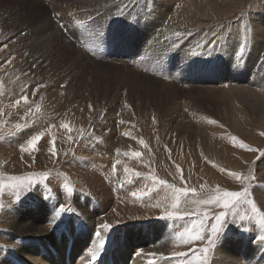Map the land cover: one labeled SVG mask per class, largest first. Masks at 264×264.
Here are the masks:
<instances>
[{
	"label": "rangeland",
	"instance_id": "rangeland-1",
	"mask_svg": "<svg viewBox=\"0 0 264 264\" xmlns=\"http://www.w3.org/2000/svg\"><path fill=\"white\" fill-rule=\"evenodd\" d=\"M91 1L94 4L100 1V6L94 7ZM205 1L169 0L172 10L169 9L170 11H165L164 14L159 13L158 16L157 0H0V184L4 186L0 190V214L6 209L17 208L21 204L27 206L30 203L29 197L33 194L61 193L62 200L58 201L59 208L62 205L70 207L71 211L64 210V214L67 215L73 212L78 213L76 217L79 218L78 231L90 224L91 218L88 214L93 213L95 214L94 222L99 225L110 223L112 231L117 227L106 238L95 227L96 239L108 240L121 252L131 256L128 253V240L121 234L122 230H125L126 233H132L137 238L158 241L156 242L158 245L171 243V246H167V250L172 251L170 254L178 260H185V264H210V257L216 254L220 237L225 232L233 234L238 229L248 233H253L257 229L264 232V220H262L264 216V198H262L264 196V108L261 110L258 104L254 106L255 104L250 105L246 101L238 102L233 90L236 89L239 93L242 88H245L251 94H258L260 91L255 86L259 76L246 77L247 71L244 68H248L249 61H253L251 57L255 59L259 57L258 68L264 67V37L261 35L263 27L261 23L264 22V0H210L209 4L217 6L221 11L218 17L206 15L208 5ZM191 2L204 6L200 9L198 6L195 10H191L192 14H188L185 8L190 10L187 6ZM227 3H231L230 6ZM226 6H228L227 9H225ZM200 10L202 13L199 14ZM194 12H196L195 16ZM184 14H186L185 17ZM201 14L206 15L207 20ZM192 16L196 19L194 20ZM198 16L200 17L197 21ZM199 20L204 23H199ZM205 20L208 21V25ZM185 26L189 29L186 30ZM198 27L201 28L198 29ZM174 32L180 35L177 36ZM166 37L170 39L167 40ZM193 41L195 43H192ZM58 43L63 45L59 46ZM67 43L70 45L68 46ZM177 43L178 46H176ZM180 45L183 47L181 48ZM184 47L189 49L185 50ZM196 52L198 54H195ZM213 59L217 61L214 62ZM106 65L115 69L120 67L128 70L126 69L124 73L123 71L115 72L109 70ZM235 65L244 68L239 67L241 71L236 69ZM170 68L180 75H187L180 87L175 82L177 79L180 81L182 77L179 78L180 76L176 75L177 77L172 80L169 79ZM11 69L15 71V74L32 72V74L26 73L25 76L28 77L26 85L35 84L33 98L29 97L28 91L15 94L11 90L4 96L6 83L10 85L16 82L15 85L13 84L16 88L24 84V81L20 85L18 84L20 80L13 79L14 73ZM181 69L185 70L184 74L181 73ZM237 70L241 72L238 73ZM10 72H12L11 75ZM133 72H137L138 76ZM6 73L9 75L7 76ZM164 82L165 84L173 83L180 89L183 86L184 88L182 91L168 93V90L161 89ZM208 82H213L215 88L231 90L225 92V100L222 98V93L204 91L215 89L206 87L209 85ZM184 83L186 86L183 85ZM55 89L59 100L52 103L50 95ZM190 97L192 100L189 102ZM73 100L82 101L81 107L77 108V113L72 111L74 110L71 105ZM46 103L55 106L52 111H48L51 114L49 117L38 113L39 105ZM58 106L62 110H59ZM171 108H175L176 112L183 108L186 118L189 116L193 118L190 123L185 121L186 128L192 124L205 132V138H203L204 135L197 137L200 142L202 141L203 146L195 147L196 136L188 138L189 135L184 132L180 133L170 126L167 127L168 116L176 113L170 111ZM183 118L184 116L181 117ZM45 119L50 120L46 125L42 123L46 121ZM234 124L242 127L243 132L238 131ZM33 125L38 128V131L31 132ZM111 131L114 135L108 142L113 147L106 146L102 142V138ZM126 134L128 135L124 145L117 144L116 140L123 138ZM16 136H23L26 141L15 144ZM37 136L40 139L36 142V146L30 148L29 142ZM182 139L186 140L187 145H183L184 142L180 143ZM211 142L215 147L214 150L221 151L220 154L223 152L225 155L229 154L226 156L232 160L228 162L241 167L231 168L222 162L221 157L216 161L210 159L205 153L207 148L205 145H210ZM55 143L57 153L54 148ZM135 151L141 155H133ZM176 152L179 153L176 154ZM32 153V169L30 167L29 172L18 176H12L10 172H7L5 176L2 175V170L6 169L7 164L23 166L27 156ZM51 156L55 157L54 160L56 159L53 163L55 170L45 160V157ZM84 158L89 159L87 163H82ZM96 158L105 160L104 164L101 163L100 166L94 164L93 161H96ZM41 160H44L46 165L43 170L39 167ZM205 169L209 171L206 172ZM210 172L214 173L215 178L210 175ZM86 173H89L88 176ZM75 175H84L87 183L84 182V186L79 188L72 179ZM11 177L20 178L22 183L19 188L9 187L13 183ZM53 179L56 180L55 186L50 183ZM95 179L101 181L104 188L109 191L110 203L106 208L96 196L85 191L88 182H94ZM219 179L228 181L229 188L220 185ZM160 181L165 183L161 184ZM69 187L73 189L71 194L67 191ZM177 189L181 191L177 193ZM217 190L220 193L246 192L247 195L239 198L234 204H230L228 208H223L216 203H204L214 197ZM133 192H136L137 196H133ZM185 192L187 195L184 194ZM176 195L180 196V203L174 209L171 205ZM248 201L256 204V212H253ZM81 207L87 215L76 210ZM102 208L106 211L103 212ZM18 210L23 211V208L20 207ZM90 210H92L91 213ZM169 212L173 213L171 217L168 215ZM221 212L225 213L221 230L213 238V243L209 244L211 225L215 223L214 217ZM144 216L146 218H143ZM110 217L112 219L109 221ZM69 219L72 220V218ZM200 221H203L204 225L200 229L201 239H192L190 243H184L178 238V233L183 232L185 228L191 229L194 223L198 226ZM67 222L62 221V224L67 227ZM68 224L69 229L76 228L75 223ZM10 226L7 223H0V230L9 229ZM49 228L56 227L50 225ZM2 241L4 244H0V248L7 256L13 258L12 249L6 246L14 245L15 242L7 240L6 237L2 238ZM32 241L41 245L40 251L49 248L50 252L57 253L56 248L49 246L45 239ZM105 241L94 244L93 247L90 246L89 251L84 253L91 254L95 245V251L104 249ZM205 248L208 249L206 253L203 252ZM32 255L35 254L32 253ZM78 256L80 257L77 259V262L79 261L77 264H84L85 257L81 255L80 250ZM104 256H108V252H104ZM145 256L150 262L145 261L147 260ZM96 257L95 259L92 257L87 263L97 264L98 262L94 263ZM174 257L170 260L173 263L176 259ZM132 258L136 256L132 255ZM140 260H143L141 264H153V261L158 264L159 262L156 258L149 259V255L146 254ZM108 261V264H114L112 260Z\"/></svg>",
	"mask_w": 264,
	"mask_h": 264
},
{
	"label": "bare ground",
	"instance_id": "bare-ground-1",
	"mask_svg": "<svg viewBox=\"0 0 264 264\" xmlns=\"http://www.w3.org/2000/svg\"><path fill=\"white\" fill-rule=\"evenodd\" d=\"M104 1V0H103ZM156 1V0H155ZM169 0H157L156 2V5H157V13H158V16H159V13L161 14H164L165 11L168 12L170 10H172L170 8L171 5H169ZM171 1V0H170ZM174 1V0H173ZM209 1L210 0H206L205 1V4H207L208 8H206V15H208L209 17H218L220 14H221V11H219V8L217 6H214L213 4H209ZM251 1V0H250ZM92 2V1H91ZM90 2V3H91ZM120 2V1H119ZM129 2V1H128ZM185 2V1H184ZM225 2V1H224ZM227 2V1H226ZM93 3V2H92ZM108 3V2H107ZM176 3V2H174ZM173 3V4H174ZM182 3V2H180ZM179 3V4H180ZM221 3H223V1H221ZM235 3V2H234ZM94 4V3H93ZM104 4V2H103ZM102 4V5H103ZM229 6L231 3H227ZM242 4V3H241ZM115 5V4H114ZM120 5V4H119ZM175 5V4H174ZM210 5V6H209ZM100 6V1L99 2H96L94 4V7H99ZM181 6V5H179ZM199 5L195 2V3H190L188 4L187 7L190 8V10H188L187 8H185V12H187L188 14L191 13V10H195ZM204 6V5H203ZM203 6H199V9L202 8ZM243 6V5H242ZM116 6H114L115 8ZM120 7V6H118ZM143 7V6H142ZM215 7V8H214ZM225 7V6H224ZM234 7V6H233ZM102 8V7H101ZM104 8V7H103ZM137 8V7H136ZM135 9V11H137ZM176 8V7H175ZM228 6H226L225 9H227ZM113 9V8H112ZM111 9V10H112ZM119 9V8H118ZM121 9V8H120ZM123 9V8H122ZM170 9V10H169ZM255 9V8H254ZM89 10V9H88ZM108 10V9H107ZM151 9H149L150 11ZM102 11V10H101ZM139 11V10H138ZM179 11V10H178ZM199 11V10H198ZM105 12V11H104ZM103 12V13H104ZM113 12V11H112ZM144 12V11H143ZM205 12V11H204ZM228 12V11H227ZM133 13V12H132ZM145 13V12H144ZM183 13V12H182ZM181 13V14H182ZM195 13L194 12V16H195ZM202 13V11L200 10L199 14ZM99 14V13H98ZM102 14V13H101ZM110 14V13H109ZM116 14V13H115ZM135 14V13H134ZM133 14V15H134ZM169 14V13H168ZM180 14V15H181ZM192 14V13H191ZM264 14V13H263ZM129 15V14H128ZM157 15V14H156ZM186 14H184V17H185ZM203 14H201L202 16ZM206 15H203L202 17L206 18ZM261 15V14H260ZM90 16V15H89ZM118 16V15H117ZM167 16V15H166ZM197 16V14H196ZM105 17V16H104ZM111 17V16H110ZM148 16H146L147 18ZM164 17V16H163ZM181 17V16H180ZM183 17V18H184ZM187 17V16H186ZM193 17V16H192ZM200 16H198L197 18V21L199 19ZM201 17V18H202ZM116 18V16H115ZM162 18V17H161ZM169 18V17H168ZM175 18V17H174ZM194 18V17H193ZM222 18H225V17H222ZM83 19V18H82ZM106 19V18H105ZM125 19V18H124ZM123 19V20H124ZM130 19V18H129ZM136 19V18H135ZM140 19V18H139ZM159 19V18H158ZM172 19V18H171ZM189 19V18H187ZM196 18H194L195 20ZM261 19V17H260ZM259 19V20H260ZM84 20V19H83ZM87 20V19H86ZM126 20V19H125ZM169 20V19H168ZM179 20V18H178ZM203 20V18H202ZM207 20V18H206ZM205 20V21H206ZM216 20V19H215ZM81 21V20H80ZM122 21V20H121ZM137 21V20H136ZM164 21V20H163ZM172 21V20H171ZM177 21V20H176ZM186 21V20H185ZM211 21V20H210ZM225 21V20H224ZM253 21V20H252ZM261 21V20H260ZM105 22V21H104ZM124 22V21H123ZM175 22V21H174ZM180 22V21H179ZM178 22V23H179ZM196 22V21H195ZM202 23H204L203 21H201ZM200 20H199V23H201ZM208 25V21H206ZM216 22V21H214ZM220 22V21H219ZM140 23V22H139ZM177 23V24H178ZM186 23V22H185ZM192 23V22H191ZM198 23V22H197ZM110 24V23H109ZM126 24V23H125ZM144 24V23H143ZM172 24V23H171ZM188 24V23H187ZM186 24V25H187ZM193 24V23H192ZM263 26L262 29H261V35L264 37V22L261 23ZM182 25V24H181ZM185 25V24H184ZM201 25V24H199ZM217 25V24H216ZM154 26V25H153ZM190 26V25H189ZM198 26V24H197ZM196 26V27H197ZM52 27V26H51ZM124 27V25L122 26ZM140 26H138L139 28ZM180 29V25L178 26ZM176 26V28H178ZM211 27V26H210ZM214 27V26H213ZM72 28V26H71ZM130 28V27H129ZM163 28V27H162ZM186 28V26H185ZM195 28V27H194ZM201 28V27H198V29ZM52 29V28H51ZM75 29V28H74ZM73 29V30H74ZM77 29V28H76ZM189 29V28H186V30ZM210 29V28H209ZM28 30V29H27ZM65 30V29H64ZM158 30V29H157ZM186 30H185V33H186ZM196 30V29H195ZM72 31V30H70ZM154 31V30H152ZM156 31V30H155ZM154 31V32H155ZM153 32V33H154ZM157 32V31H156ZM159 32V30H158ZM157 32V33H158ZM190 32V31H189ZM188 32V33H189ZM198 32V31H197ZM175 33V32H174ZM155 34V33H154ZM176 34V33H175ZM183 34V33H182ZM193 35V33H191ZM196 34V33H195ZM199 34V33H198ZM197 34V35H198ZM19 35V34H18ZM16 36V35H15ZM175 36V35H173ZM196 36V35H195ZM73 37V36H72ZM170 37V36H169ZM172 37V36H171ZM170 37V38H171ZM185 37V36H184ZM183 37V38H184ZM191 37V36H190ZM194 37V35H193ZM11 38V36H10ZM167 38V37H166ZM170 38H167L170 39ZM173 38V37H172ZM192 38V37H191ZM199 38V37H198ZM186 39V38H185ZM188 39V38H187ZM196 39V38H195ZM200 39H201V36H200ZM225 39V38H224ZM72 40V39H71ZM69 40V41H71ZM74 40V39H73ZM175 40V39H174ZM180 40V39H179ZM198 40V39H197ZM263 40V39H262ZM17 41V40H16ZM83 41V40H82ZM172 41V40H171ZM178 41V40H177ZM210 41V40H209ZM156 42V41H155ZM161 42V41H160ZM197 42V41H196ZM239 42V41H238ZM192 43H195V41H193ZM59 44V43H58ZM68 44V43H67ZM73 44V43H72ZM203 44V43H202ZM206 44V43H205ZM231 44V43H229ZM258 44V43H257ZM260 44V43H259ZM63 45V44H61ZM59 44V46H61ZM70 44H68L69 46ZM174 45V44H173ZM183 45V44H182ZM185 45V44H184ZM196 45V44H195ZM204 45V44H203ZM202 45V46H203ZM73 46V45H72ZM70 46V47H72ZM75 46V45H74ZM178 46V43L177 45ZM186 46V45H185ZM233 46V45H231ZM65 47V46H64ZM78 47V46H77ZM76 47V48H77ZM166 47V46H165ZM180 47L182 48L183 46L180 45ZM234 47V46H233ZM254 47V46H253ZM87 48V47H86ZM185 50H188L189 48H186L184 47ZM232 48V47H231ZM236 48V47H235ZM257 48V47H255ZM262 48V47H261ZM67 49V48H66ZM69 49V48H68ZM200 49V48H199ZM254 49V48H252ZM73 50V49H72ZM75 50V49H74ZM78 51V50H77ZM164 51V50H163ZM175 51V50H174ZM181 51V50H180ZM184 51V50H183ZM182 51V52H183ZM192 51V50H191ZM231 51V50H230ZM235 51V50H234ZM255 51V50H254ZM76 52V51H75ZM79 52V51H78ZM86 52V51H85ZM144 52V51H143ZM152 52V51H151ZM160 52V51H159ZM186 52V51H185ZM256 52V51H255ZM259 52V51H258ZM261 52V51H260ZM83 52H81L82 54ZM167 53V52H166ZM227 53V52H225ZM253 53V51H252ZM59 54V53H58ZM77 54V53H76ZM156 54V53H155ZM161 54V53H160ZM185 54V53H184ZM195 54H198L197 52ZM202 54V53H201ZM207 54V53H206ZM243 54L245 55V53L243 52ZM262 54V53H261ZM154 55V54H153ZM253 55V54H252ZM258 55V54H257ZM176 56V55H175ZM179 56H182V55H179ZM190 56V55H189ZM242 56V55H241ZM188 57V56H187ZM205 57V56H204ZM217 57V56H216ZM258 56H256L257 58ZM42 58V57H41ZM79 58V57H78ZM207 58V57H205ZM253 59V61H249L250 65H247L248 68H244L243 66H234L236 69H240L239 67H243L246 71H247V76H250V77H258V80H257V84L255 85L257 87L258 90V94L257 93H253L251 94V92H249V90H245V88H242L241 92L237 93L236 89H233L235 90V95L236 97L238 98V102H243L245 103L248 102L250 105L252 104H255L254 106H256L258 104L259 106V109L262 110V108H264V95H262V92L264 91V67H260L258 68V64L260 63V60H259V57L258 59H255L254 57H251ZM12 59V58H11ZM17 59V58H16ZM83 59V58H82ZM250 59V58H249ZM18 60V59H17ZM89 60V58H88ZM214 62H216L217 60L213 59ZM251 60V59H250ZM255 60H256V63H255ZM7 61V60H6ZM11 61V60H10ZM202 61V60H201ZM4 62H5V59H4ZM84 62V60H83ZM86 62V60H85ZM94 62V61H92ZM41 63V62H40ZM83 64V63H82ZM89 64V63H88ZM94 64V63H93ZM100 64V63H99ZM102 64V63H101ZM136 64V63H135ZM170 64V63H169ZM213 64V63H212ZM224 64V63H223ZM120 65V64H119ZM127 65V64H126ZM30 66V65H29ZM105 66V65H104ZM108 67V69L110 70H114L115 72H122L123 73L125 71H127L128 69L127 68H120V67H117L116 69L115 68H111L109 67L108 65H106ZM189 66V65H188ZM263 66V65H262ZM70 67V66H69ZM68 67V68H69ZM185 67V66H183ZM10 68V67H8ZM172 68V67H171ZM169 69L168 72H169V79L171 78H175L177 77L176 75H179L182 79H180V81H177L175 82L176 84L179 85L180 87V84H182L184 82V80L187 78V75H180V73H176L175 70H172V69ZM191 68V67H190ZM221 68V67H220ZM20 69V68H19ZM27 69V68H26ZM25 69V70H26ZM29 69V68H28ZM33 69V68H32ZM65 69V68H64ZM127 69V70H126ZM10 70V69H9ZM85 70V69H83ZM97 70V69H96ZM103 70H105L103 68ZM139 70V69H138ZM234 70V69H233ZM11 71L14 73L13 75V79L17 78V80H20V82L18 84H22V81H24L22 84V87L20 88H16V86H14L16 82H13V84H7L6 82V86H5V89H4V96H6L5 94L10 92L11 90L13 92H16L17 93H21L22 91H28V93L30 94L29 97L33 98V94L35 92V84L34 85H26V80H28V77L25 76V74L27 73H31V71H26V73H21V74H15V71L11 69ZM95 71V70H94ZM140 71V70H139ZM235 71V70H234ZM238 71V70H237ZM242 71V70H241ZM241 71H238L241 72ZM12 72H10L9 74L11 75ZM25 72V71H24ZM110 72V71H109ZM114 72V73H115ZM141 72V71H140ZM167 72V73H168ZM191 72V71H190ZM245 72V71H244ZM17 73V72H16ZM62 73V72H61ZM97 73V72H96ZM99 73V72H98ZM107 73V72H106ZM112 73V72H111ZM136 76H138V73L137 72H133ZM181 73H185V70L184 69H181ZM225 73V72H223ZM243 73V72H242ZM246 73V72H245ZM7 74V73H6ZM7 74V76L9 75ZM69 74V73H68ZM222 74V73H221ZM235 74V73H234ZM249 74V75H248ZM216 75V74H215ZM240 75V74H239ZM34 76V75H33ZM69 76V75H68ZM217 76V75H216ZM11 77V76H10ZM40 77V76H39ZM143 77V76H141ZM189 77V76H188ZM219 77V76H218ZM221 77V76H220ZM245 77V76H244ZM6 78V77H5ZM9 78V77H8ZM8 78L6 80H8ZM215 78V77H214ZM145 79V78H144ZM234 79V78H233ZM236 79V78H235ZM250 79V78H249ZM248 79V80H249ZM16 80V81H17ZM182 80V81H181ZM216 80V79H214ZM214 80H212L214 82ZM224 80V79H223ZM237 80V79H236ZM2 81V79H1ZM168 81V80H167ZM239 81V80H238ZM31 83V81H29ZM174 82V80H173ZM186 82V81H185ZM213 82H208L209 85H207L206 87L208 88H215L213 87ZM230 82V81H228ZM39 83V82H38ZM43 83V82H42ZM162 83V82H161ZM222 83V82H221ZM232 83V82H231ZM245 83V82H244ZM250 83V81L248 82ZM242 84V83H241ZM252 84V83H251ZM38 85V84H37ZM36 85V86H37ZM185 85V83L183 84ZM219 85V84H218ZM217 85V86H218ZM227 85V84H226ZM14 86V87H13ZM186 86V85H185ZM216 86V87H217ZM233 86V85H231ZM237 86V85H236ZM179 87H176L175 85H173V83H167L165 84V82L163 83L161 89L162 90H168V93H173V92H176V91H182V89H180ZM54 88V87H53ZM187 88V87H186ZM232 89V88H231ZM203 90V89H202ZM230 89H222L221 87L220 88H215L214 91L213 90H204V91H208L210 93H214V92H217V93H222V98L225 100V92L226 91H229ZM231 91V90H230ZM42 92V91H41ZM49 92V91H48ZM3 93V92H2ZM50 93V92H49ZM61 93V92H60ZM165 93V92H164ZM181 93V92H180ZM1 94V93H0ZM10 94V93H9ZM13 93H11L12 95ZM43 94V92H42ZM14 95V94H13ZM41 95V93H40ZM168 95V94H167ZM166 96H164L163 98L165 99ZM15 96V95H14ZM43 96V95H42ZM52 96V103L54 102H57L59 100V95L56 91V89L52 92V94L50 95ZM11 97V96H10ZM72 97V96H70ZM178 97V96H177ZM252 97V99L250 98ZM14 98V97H13ZM42 98V97H41ZM65 98V97H64ZM181 98V97H180ZM2 99V98H1ZM43 99V98H42ZM48 100V99H47ZM192 100V97L189 98V102ZM41 101V100H40ZM44 101V100H43ZM42 101V102H43ZM188 101V100H187ZM5 102V101H4ZM63 102V101H62ZM34 104V103H33ZM60 104V103H59ZM189 104V103H188ZM52 104L51 103H46V104H43V105H39L40 108H38V113H41L42 115H47L48 117L51 115L49 114L50 112L48 111H52V109L55 107L51 106ZM72 111H74L75 113H77V108L78 107H81L80 105H82V101L81 100H73L72 101ZM70 105V106H71ZM85 105V104H84ZM179 105V104H178ZM28 106V105H27ZM57 106V105H56ZM69 107V106H67ZM66 107V108H67ZM59 110H62L61 107H57ZM142 109V108H141ZM28 110V109H27ZM42 110V111H41ZM67 110V109H66ZM85 110V109H83ZM170 111H173V112H176L175 111V108H171ZM28 112V111H27ZM31 112V111H30ZM62 112V111H61ZM124 112V111H123ZM127 112H125L126 114ZM131 115V114H130ZM188 115V114H187ZM30 116V115H29ZM124 116V114H123ZM129 116V115H128ZM127 116V117H128ZM183 119H181V117H183ZM34 118V117H33ZM36 118V117H35ZM193 119V118H192ZM191 117L189 116L188 118H186V113L183 112V108L181 111L179 112H176V113H171L169 116H168V119H167V127H171L172 129L176 130L177 132H180V133H183L184 134H187L189 135L188 138L190 137H194L196 136V140H197V145L195 147H200V146H203L202 144V141L200 142L199 138V135H204L205 132H203L201 130V128H197L195 127L194 125L192 124H189L188 127L189 128H186V126L184 125L185 124V121L187 123H190V121H192ZM46 121H43L42 123H46L49 122L47 121V119H45ZM182 120H184L182 122ZM41 121V120H40ZM39 121V122H40ZM235 122V121H234ZM235 123H238V122H235ZM41 124V123H40ZM175 124L174 126H171ZM44 125V126H45ZM236 129L238 131H242L243 130L239 127L238 124H234ZM34 126V125H33ZM39 126V125H38ZM234 127V126H233ZM45 128V127H44ZM47 128V127H46ZM32 129V130H31ZM31 129H29V131L31 130V132H36L38 131V128L36 126L32 127ZM51 129V128H50ZM107 129V128H106ZM127 129V128H126ZM235 129V128H234ZM128 130V129H127ZM131 131H133L131 129ZM130 131V132H131ZM114 132V131H113ZM137 132V131H136ZM135 132V133H136ZM38 133V132H37ZM127 133V132H126ZM35 134V133H33ZM47 134V133H46ZM130 134V133H128ZM126 134L123 138L121 137L120 139L116 140L117 144H120V145H124V141L126 140V136L128 135ZM10 135V134H9ZM7 135V136H9ZM31 135V133H30ZM43 135V134H42ZM113 133L112 131L108 134L105 135V137L102 138V142H104L106 144V146H112V144H110L109 139L113 137ZM12 136V134H11ZM25 137V135H23ZM22 137H19V136H16L15 139H16V143L15 144H19V143H22L24 140L26 141V137L23 138ZM29 136V135H28ZM59 136V135H58ZM102 136V135H101ZM134 136V135H133ZM184 136V135H183ZM31 137V136H30ZM43 137V136H42ZM129 137V136H128ZM208 137V135L206 136ZM14 138V137H13ZM12 138V139H13ZM28 138V137H27ZM58 138V137H57ZM101 138V137H100ZM155 138V137H154ZM203 138H205V135L203 136ZM7 140V138H5ZM14 139V140H15ZM115 139V137H114ZM184 139V138H183ZM182 141L180 140V143L184 142L183 145H187L186 143V140H183ZM208 139V138H207ZM11 140V139H9ZM205 140V139H204ZM129 141V140H127ZM126 141V142H127ZM204 142V141H203ZM216 142V141H215ZM4 143V142H3ZM11 143V141H10ZM130 143V142H129ZM138 143V142H137ZM191 143V141H190ZM206 143V142H205ZM210 143V142H209ZM212 144L210 145H205L207 146L206 148V154L207 156L211 159H214L216 161V159H219L220 157L222 158V162L226 163L229 167H234V168H240L241 165H235L233 163H230L228 162V160H232L230 158H227L226 155H229V154H224V152L222 154H220L219 152L221 151H218V150H214V145H213V142H211ZM218 143V142H216ZM7 144V143H6ZM14 144V143H12ZM115 144V143H114ZM116 144V145H117ZM194 144V143H193ZM215 144V143H214ZM51 145V144H50ZM54 148H55V151L57 153L58 149L56 148V143L54 144ZM115 145V146H116ZM140 145V144H139ZM137 145V146H139ZM189 145V144H188ZM191 145V144H190ZM220 145V144H219ZM17 146V145H16ZM113 147V146H112ZM120 147V146H119ZM118 147V148H119ZM141 148V145L139 146ZM194 147V148H195ZM181 148V147H180ZM184 148V147H183ZM188 148V147H187ZM178 149V148H177ZM176 149V151H178ZM202 149V148H200ZM204 149V148H203ZM35 150V149H34ZM175 150V149H174ZM180 150V149H179ZM186 150V149H185ZM51 151V150H50ZM65 151V150H64ZM72 151V150H71ZM189 151V150H188ZM35 152V151H34ZM42 152V151H41ZM54 152V151H53ZM136 152V151H135ZM179 152H176V154H178ZM193 153V152H191ZM190 153V155H191ZM197 153V151H196ZM201 153V152H200ZM228 153V152H227ZM52 154V152H51ZM54 154V153H53ZM175 154V155H176ZM202 154V153H201ZM186 155V154H185ZM55 156V155H54ZM90 156V155H89ZM193 156V155H192ZM238 156V155H237ZM56 157V156H55ZM53 156L51 157H45V160H47L49 162V166H51V168L53 170H55V166H54V161H56V159L54 160ZM81 157V156H80ZM83 157V156H82ZM81 157V158H82ZM99 157H102L99 155ZM179 157V155H178ZM230 157V156H229ZM33 158V153L32 154H29V156H27V158L25 159V163L23 164V166H18V164L16 165H11V166H8L10 164H7L6 166V169L2 170V175H6L7 172H10L12 176H18L19 174H24V173H27L29 172L31 169H32V165H31V160ZM90 158V157H88ZM236 158V156H235ZM234 158V159H235ZM238 158V157H237ZM242 158V157H241ZM91 159V158H90ZM179 159V158H178ZM187 159H188V156H187ZM197 159V157H196ZM243 159V158H242ZM72 160V159H71ZM89 160V159H88ZM87 159H83L82 163H87L88 162ZM62 161V159H61ZM105 161V160H104ZM104 161H102V159L100 158H96V161H93L94 164H96L97 166H100L101 163H103ZM235 161V160H234ZM238 161V160H237ZM63 162V161H62ZM177 162V161H176ZM243 162V161H241ZM60 163V162H59ZM92 163V165H93ZM219 163V162H218ZM104 164V163H103ZM22 165V164H21ZM78 165V164H77ZM200 165V164H199ZM243 166V165H242ZM31 167V169H30ZM39 167H41L40 170H43L46 165H44V160H41V163L39 164ZM94 168V167H93ZM4 171V172H3ZM81 171V170H80ZM98 171V170H97ZM204 171H209V169H205ZM75 172V171H74ZM77 172V171H76ZM82 173V172H81ZM93 173V172H92ZM96 173V172H95ZM99 173V172H98ZM87 174V173H86ZM89 174V173H88ZM87 174V176H88ZM71 175V174H70ZM80 175V174H79ZM210 175L214 177V173L210 172ZM217 175V174H216ZM90 176V175H89ZM74 182L76 183V185H79L78 187L80 188V186H84V182L87 183V178L84 177V175L82 176H72ZM77 177V178H76ZM217 177V176H216ZM56 179V178H55ZM62 180V179H61ZM91 181V180H89ZM58 182V181H57ZM73 182V183H74ZM53 186H55V183H56V180L53 179L52 182H50ZM59 183V182H58ZM219 184L226 187V188H229L228 185H229V182L228 181H225L224 179H219ZM86 186V185H85ZM104 184L99 181L98 179H95L94 182H88L87 184V187H86V190L85 191H89L92 193V195L96 196L97 199L100 201V203L103 205L104 208L107 207V205L110 203V198H109V191L107 190V188L105 189L104 188ZM56 191V190H55ZM46 192V191H45ZM52 192V191H51ZM256 192V191H255ZM47 193V192H46ZM112 193V192H111ZM261 193V192H260ZM52 194H55L52 196ZM46 195L44 193H39V194H33V196L29 197V200H30V203L26 206H22L23 204H21V206H18L17 208H9L4 210L1 214H0V223L2 224H8V225H11L9 229H2L0 230V244H4L3 241H2V238L6 237L7 240H12L15 242L14 245H10V246H6L7 248H11L12 249V252H13V258L7 256L6 253L3 252V250L0 248V264H77V259L78 257V252L80 250L81 252V255L85 257L84 259V262L87 263L89 261H91L92 257H93V254L95 253L97 256L96 257V262H98L97 264H108V260H112V262L114 264H141V262H143V260L141 261L140 258L141 257H144V254L146 255H149V259H157L159 260V262L161 264H170V260L172 257L170 252L172 251H168L167 250V246H171V243L168 244V243H162L163 245L161 244H157L156 242L158 241H155V240H151L149 238H137L135 236H133L132 233H126L125 230H122L121 234L123 235L124 238H127V246H128V253L131 254V256H128L126 254H124L123 252H121L118 248L115 247V245H113L111 242H109L108 240H99V239H96L95 237V227L98 228V230L100 231V233L104 236V238L108 237L109 235L112 234V232L117 228H115L113 231L110 229L108 231H104L103 229L100 228V225L96 222H94V217H95V214L91 213L92 210H90V213L91 215L88 214V216L91 218L90 220V224L84 228H80V230L78 231V227H77V222L79 221L76 217L78 216V213L77 212H73L71 215H67V214H64V211H60V203H58V201H61L62 200V195L61 193H54L52 192L51 195H46L45 198H43V196ZM257 195V194H256ZM261 195V194H260ZM263 196V195H262ZM42 197V199H40ZM264 198V196L262 197ZM28 200V201H29ZM55 200V201H54ZM261 200V199H260ZM121 201V200H120ZM264 201V200H263ZM27 203V201H25ZM22 203V202H21ZM25 203V204H26ZM262 203V202H261ZM100 204V205H101ZM263 204V203H262ZM101 205V206H102ZM263 206V205H262ZM20 207L23 208V211L21 210H18ZM116 207V206H115ZM121 207V206H120ZM102 208L101 210L103 212H105L106 210ZM124 208V207H123ZM122 209V208H121ZM120 209V210H121ZM126 209V208H125ZM76 210H79L81 212H84L86 214V211H84V209L81 207L79 209H76ZM75 210V211H76ZM100 210V212H101ZM109 210V209H108ZM73 211H74V208H73ZM110 211V210H109ZM123 212L125 210H122ZM120 212V211H119ZM118 212V213H119ZM67 213V212H66ZM117 213V214H118ZM161 214V213H159ZM87 215V214H86ZM110 215V214H109ZM108 215V217H109ZM120 215V214H119ZM118 215V216H119ZM155 215V214H154ZM70 216V217H69ZM107 216V215H106ZM116 216V217H118ZM137 216V215H136ZM153 216V215H152ZM159 216V215H158ZM107 217V219H108ZM139 217V216H138ZM69 218H72L69 219ZM143 218H146L145 216ZM97 219V218H96ZM110 219H112L111 217L109 218V221ZM125 219V218H124ZM128 219H130V217H128ZM140 219V218H139ZM77 220V221H76ZM119 220V219H118ZM138 220V218H137ZM62 221H68L67 222V227H65L63 224H62ZM99 221V220H98ZM97 221V222H98ZM108 221V222H109ZM131 221V219H130ZM103 223L105 221H102ZM101 222V223H102ZM113 222V221H112ZM116 222V220H115ZM121 222V221H119ZM66 223V222H65ZM68 223H75V226L76 228L74 230H71L69 229V224ZM100 223V224H101ZM110 224V223H109ZM116 224V223H114ZM122 224V223H121ZM50 225H55V229H50L49 226ZM66 225V224H65ZM111 225V224H110ZM128 225V224H127ZM83 226V225H82ZM117 226V225H115ZM80 227V226H79ZM87 229V230H85ZM149 229V228H148ZM124 232V233H123ZM78 233V236L76 237V234ZM120 233V232H119ZM161 233V232H160ZM30 238H32V240H37V241H42V239H45L47 240V242L49 243V246L51 247H54L56 248V254L55 253H52L50 252V249H46V250H43V247H42V250L43 251H40L39 250V247L41 245H38V244H35L32 240H30ZM117 239V238H116ZM164 239V238H163ZM168 239V238H167ZM105 241V244L103 245L104 246V249H100V250H96L95 251V248H96V245L94 246V249L92 250L91 254H88L87 253H84L85 251H89L88 248H91L90 246L93 247L94 244H97L99 242L103 243ZM160 243V242H159ZM43 246V245H42ZM88 249V250H87ZM30 252V253H29ZM104 252H108V256H104ZM29 253V254H28ZM32 253H34L35 255L33 256ZM152 254H155V255H152ZM132 255H135L136 258H132ZM171 255V256H170ZM174 255V254H173ZM146 258V256H145ZM176 258V257H174ZM173 258V260H174ZM100 259V260H99ZM147 259V258H146ZM18 260V261H16ZM81 260V259H80ZM99 260V261H97ZM145 260V259H144ZM156 260V261H157ZM20 261H22V263H20ZM93 261V260H92ZM147 262H150L148 259L145 260ZM144 261V262H145ZM170 261V262H169ZM158 262V264H159ZM84 263V264H85ZM152 263V261H151ZM173 262H171L172 264ZM175 264H185V260H178L177 258L175 259L174 261ZM173 263V264H174ZM82 264V263H81ZM88 264V263H87ZM90 264V263H89ZM144 264V263H143ZM146 264V263H145ZM153 264H155V262L153 261ZM210 264H264V232L257 229L255 230V232L253 233H248V232H245V231H242V229H238V231L234 232L233 234H230V232H225V234L222 235V237H220V241L218 242V247L216 248V254L212 257H210Z\"/></svg>",
	"mask_w": 264,
	"mask_h": 264
},
{
	"label": "snow or ice",
	"instance_id": "snow-or-ice-1",
	"mask_svg": "<svg viewBox=\"0 0 264 264\" xmlns=\"http://www.w3.org/2000/svg\"><path fill=\"white\" fill-rule=\"evenodd\" d=\"M177 36L180 35V33H176ZM67 127V126H66ZM40 139L39 136L34 137L30 142H29V147L30 148H34L36 146V142ZM141 143H143V141H141ZM133 155L135 156H140L141 153L136 152L133 153ZM117 163H119V161H117ZM12 180V184L9 185V187L12 188H19L20 184L22 183V181H20V178L18 177H11L10 178ZM161 184H164V181H160ZM3 184H0V190H2L3 188ZM171 187V186H169ZM68 193L71 194L73 192L72 188H68L67 189ZM181 190L177 189L176 192L179 193ZM194 192V190H193ZM185 195H187V192L184 193ZM133 196H137L136 192L132 193ZM247 193L246 192H238V191H224L223 193H220L219 190H217V194L212 197L211 199L204 201V203H216V204H220L223 208H228L230 204H234L239 198L242 197H246ZM180 203V196L176 195L174 202L172 203V208H177L178 205ZM248 203L251 204L252 206V210L253 212L257 211L256 208V204L253 203L252 201H248ZM69 210L71 211L70 207H66L65 205H62L60 208V211H64V210ZM168 215L171 217L173 215V213L169 212ZM224 217H225V213L221 212L219 215L215 216V223H213L211 225V237L209 238V244L213 243V238H215L218 234V232H220L221 227H222V223L224 221ZM262 220H264V216H262ZM204 227L203 225V221L199 222V225L197 226V224H193L192 228H185V230L183 232L178 233V238L181 239L184 243H190L192 239H201V232L200 229H202ZM100 228L103 229L104 231H108L111 229V225L105 223L100 225ZM193 233H195V235H193ZM208 249L205 248L203 249V252H207ZM95 253L93 254V259H95ZM155 255V254H152Z\"/></svg>",
	"mask_w": 264,
	"mask_h": 264
}]
</instances>
